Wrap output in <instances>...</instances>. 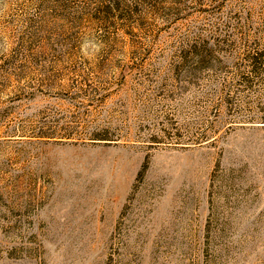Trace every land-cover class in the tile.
Returning a JSON list of instances; mask_svg holds the SVG:
<instances>
[{"label":"rangeland","instance_id":"rangeland-1","mask_svg":"<svg viewBox=\"0 0 264 264\" xmlns=\"http://www.w3.org/2000/svg\"><path fill=\"white\" fill-rule=\"evenodd\" d=\"M0 264H264V0H0Z\"/></svg>","mask_w":264,"mask_h":264}]
</instances>
